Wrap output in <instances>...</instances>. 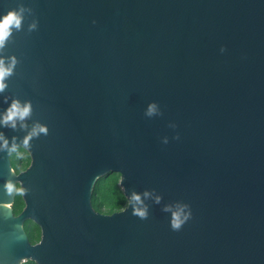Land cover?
<instances>
[{"label": "water", "instance_id": "1", "mask_svg": "<svg viewBox=\"0 0 264 264\" xmlns=\"http://www.w3.org/2000/svg\"><path fill=\"white\" fill-rule=\"evenodd\" d=\"M21 8L0 120L31 114L0 123V264H264V0H0V18ZM108 173L127 204L105 214Z\"/></svg>", "mask_w": 264, "mask_h": 264}, {"label": "clouds", "instance_id": "2", "mask_svg": "<svg viewBox=\"0 0 264 264\" xmlns=\"http://www.w3.org/2000/svg\"><path fill=\"white\" fill-rule=\"evenodd\" d=\"M24 9L21 8L18 11H10L6 15H4L2 18H0V48H3L5 41L9 38L11 35V31L13 28L19 29L22 23V13ZM32 27H35L33 24ZM15 58H12L11 65L5 66L4 60L0 59V92H3L4 89L7 87L5 84V80L7 77H9L12 74L13 68L15 66ZM156 110V106L150 105L147 114L152 115ZM31 114V105L29 103H25L21 105V103L18 100H13L10 107L7 109L6 114L3 116V119L0 120V123H2L5 126H11L13 129L16 128L17 121H24L26 118H28ZM21 127H26V125L21 124ZM39 133H47V128L41 125H36L33 127L32 131L28 134L27 137H25L24 143L27 144L28 141L33 137L38 135ZM0 139H3V135L0 134ZM8 146V141L4 140V147L6 148ZM8 191H13V185L9 183L7 185ZM133 200L139 202L140 197L139 195H133ZM166 211L170 209H165ZM134 214L141 217L146 218L147 211L146 209L142 208H136L134 209ZM191 217V213L185 214L183 212V209H180L178 211H175L172 213V219H171V227L173 230H179L182 225L189 220Z\"/></svg>", "mask_w": 264, "mask_h": 264}, {"label": "trees", "instance_id": "3", "mask_svg": "<svg viewBox=\"0 0 264 264\" xmlns=\"http://www.w3.org/2000/svg\"><path fill=\"white\" fill-rule=\"evenodd\" d=\"M11 165L16 172L25 169L30 161L28 153L21 147L17 148L11 154ZM119 175L117 173H108L100 177L92 190L91 205L101 213L110 214L123 209L127 200L119 187ZM23 207V201L19 189H17L12 204L14 214H18ZM24 229L31 243H35L40 238L39 227L33 222L27 220ZM21 264H34V262L26 260Z\"/></svg>", "mask_w": 264, "mask_h": 264}, {"label": "rangeland", "instance_id": "4", "mask_svg": "<svg viewBox=\"0 0 264 264\" xmlns=\"http://www.w3.org/2000/svg\"><path fill=\"white\" fill-rule=\"evenodd\" d=\"M11 158H12V156H11ZM35 264V263H34Z\"/></svg>", "mask_w": 264, "mask_h": 264}, {"label": "built area", "instance_id": "5", "mask_svg": "<svg viewBox=\"0 0 264 264\" xmlns=\"http://www.w3.org/2000/svg\"><path fill=\"white\" fill-rule=\"evenodd\" d=\"M23 263V262H22Z\"/></svg>", "mask_w": 264, "mask_h": 264}]
</instances>
